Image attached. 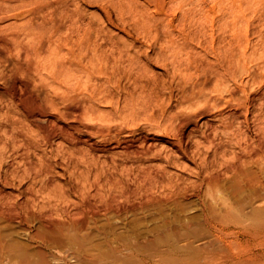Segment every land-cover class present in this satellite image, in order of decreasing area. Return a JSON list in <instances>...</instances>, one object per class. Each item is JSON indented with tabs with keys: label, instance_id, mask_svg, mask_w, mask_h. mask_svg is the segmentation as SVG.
Wrapping results in <instances>:
<instances>
[{
	"label": "bare ground",
	"instance_id": "1",
	"mask_svg": "<svg viewBox=\"0 0 264 264\" xmlns=\"http://www.w3.org/2000/svg\"><path fill=\"white\" fill-rule=\"evenodd\" d=\"M213 1L215 3L214 6H216V9H218L220 12V16L218 17L219 19L218 22H213L204 28H196V29L193 28V30L191 29V31L182 35L185 43H189L190 40L191 41L195 40V38H198L201 42L202 37L204 39L209 38L211 40L209 41L208 39V42L210 43V48L213 50L212 52L214 53L216 52L217 54V65L219 67L214 71L213 75H215L217 80L225 79V82H223L224 88L222 90H218V91L216 90L215 91L216 93L212 94L210 93V91L208 93L209 90L207 89L208 87L207 88L205 86L201 87L197 96H195L192 99V103H191V107L195 105L194 107H196V109L192 113L183 116L182 119L180 118L183 126H181L179 130H177L178 128L173 130V132L175 130L176 132L174 133L173 138H171L168 143L171 144V146L174 149H176V151H180L185 155L187 153V149L184 142L186 137L188 136L184 135L183 128L188 127V125H194V127L191 126L192 129L197 128L200 125L199 124L200 120L207 116H209V119L205 121V125L209 128H213L214 124L212 122L217 121V118L219 116L220 117L225 116L224 113L223 114L220 112L216 113L215 111L217 105L221 103L220 102L221 100H225L228 103H230V101L232 100H235L237 102L238 107L235 110L232 109L234 111H231L230 113L227 111L229 113L227 114L228 116H231L233 119L235 118V120L242 119V121L244 119L248 120L251 118V117L249 118V115H251L249 114L251 112V108L249 106L250 103L247 104L249 100L254 105L256 104L262 105L264 103V96L262 97L259 96L258 98H252L253 95L252 96L248 95L246 89L247 84L249 83V81H247L248 78L246 79L247 82L245 81V77H250L251 80H255L258 75L256 73V70L255 69L253 70V68H251L245 62V60L249 56L257 57L258 55L261 54L260 59L258 56L259 62L255 66H257V68L260 70L263 69L264 67V33H263L264 32L263 31L264 30V0H213ZM127 2H129V0ZM64 3L65 0H0V79L4 78L3 76H5L6 74H9V73L5 74L4 72L5 69L3 70L4 64L9 60L14 61V68L12 69V71L10 69V71L13 74L22 73L24 75V78L23 77L17 78L19 74L17 76L15 75L16 78H14V75L10 73V76L11 74L13 75V79L11 81L7 80L8 83L9 82L10 83L8 88H5L7 89L6 94L3 96L0 95V107H2V105L6 103V108L2 109V114L0 119V182L3 184L7 182L9 178V177L7 178V176H3L1 173L2 169L5 168L4 167L5 162H3V160H5L6 155H8L6 158L12 160L10 163H8L9 168L6 167L7 172H10L9 174L13 175V177L15 176L20 178V182L30 181L29 186L26 189V194L24 196V199L20 200L19 199L20 195L18 194L19 195L18 199L20 201H17L12 206L11 205L9 206L8 202H7L8 206L5 205L6 204L5 201L6 200L9 201L10 199L8 194L2 193L3 189H1L0 220L3 219L4 221L5 220L10 221L11 219L14 220L19 219L21 223L28 225L32 221L39 222L41 224V230L30 235L32 236L34 241L37 240L41 242V244H43L44 246H49L53 244L57 246H61L66 241L71 240V235H72L71 233L74 232L77 234L78 232H80L87 224L88 219L91 218L94 219L97 215H100L102 212L104 213L106 211L114 210L116 208H118V210L119 209L122 210V207L119 203L120 195L118 196L115 193V190H117V188H119L120 183H122L121 179L125 175V171H124L125 169L123 170L124 171L123 173L121 172L123 167L120 171V175L121 173L123 175L121 179L119 178V175L115 177V175L113 174L117 171L114 172L112 170L113 173L109 174L111 169L118 170L120 162L118 163L117 159L120 158L119 156L125 155L129 158L132 156L133 158L134 157L141 158L143 156L142 158L144 157L151 158V156H156L158 154V151L161 150V149L157 150L159 147L156 149V147L158 146V141L160 139L157 137V135L151 133L152 130H150L151 132H149L147 129V132L149 133L143 135L139 132V130L142 129V127L140 129V124H138L139 127H137L136 126L137 124L133 122L136 127H132L133 124L131 122L137 119L135 112L136 109L134 113L133 111L132 113H129L127 110H124V108L121 106L122 103L120 104L121 96L120 95L118 96L114 93V90L116 88V87L114 88L115 85H118V89H121L120 79L123 78L122 76L124 75L122 74L123 68L121 65L126 60H124L122 63L121 61L123 59L125 49H128L129 51L130 46L126 45L127 43H125V46H123L124 44H122V46L125 49L122 48L121 50L119 48V54L117 53L115 54L114 51L110 52L105 50L104 43L103 44L101 43L103 46L101 44H98L100 42L95 41L98 37L95 39L93 37L90 38V36L86 37L87 34L84 35L82 31H84L85 28H82V26L84 27V25H81V23L84 21L81 19L82 17L80 18V16L77 18L78 14L77 16H73L72 19H70L71 21L70 20L68 21L67 18L58 20L56 14H54V10L52 9H56L57 7L61 8L62 5H65ZM131 4H133V1ZM28 6H30V8ZM120 8H122L121 5ZM138 8L139 7L137 6V10ZM146 11L144 10L143 12L140 13L143 14ZM190 12L194 13L195 8L194 7L190 8L188 11H185V14H188ZM145 14H143V17ZM72 15L73 14L68 16L71 18ZM145 16H147V14ZM112 17L111 15L108 16L109 21L111 23H114ZM19 18H21V20L24 19L26 22L25 24L21 23V26L18 29H16L17 25L13 26L15 22L11 23V21L17 20ZM144 19L146 20L145 22H143L144 25H146L147 28L149 26V30L145 26L147 31L145 30L144 33L145 32L147 34L150 33L149 35L151 36V38H156L154 37V35L151 34L153 30L151 27L152 20L148 18V20L150 19V22H147L148 21L147 18L145 17ZM143 23L141 24V26L143 25ZM88 25L89 22L88 24L86 23V26ZM12 26L15 27V29ZM10 27H12L13 30H11ZM172 27L173 26H171V28ZM65 28L69 32L64 33ZM140 29L141 31L143 30L142 27ZM148 37L149 36H146V38ZM172 43L173 40L171 41L170 44ZM200 44L202 45V43ZM261 49L263 51L262 53H259ZM161 50H163V48ZM147 57L149 58V54L146 55L145 58ZM136 58L134 56V59H131L130 61V70H131L130 72H132L133 69L134 71H136L135 66L137 65L138 62ZM192 65H190V67ZM141 70L144 71L145 69H141ZM138 71L141 73L143 72L140 70ZM180 71L181 73L183 72L182 68ZM125 72H126V68H125ZM129 74L131 75L133 74V72L128 73L127 75L129 76ZM139 74L140 73H138L137 75ZM137 75L135 76L133 75V76L136 77ZM134 77L131 78L135 80L136 78ZM141 77L145 78L143 76H140L139 79H141ZM132 79L130 80V82H135L134 80L132 81ZM135 84L138 85L139 82L137 81V83ZM136 87H135L136 91L135 90L134 91L137 93L138 89H136ZM145 90L147 91L148 89L145 88ZM260 90L263 91L264 93V85L260 87ZM146 91L144 92V94L148 92ZM120 92L122 91H119V93ZM129 92L131 91L129 90ZM127 94L124 93V96ZM130 94L133 93L131 92ZM150 94H152V91ZM134 97L133 98L128 97V98H131L132 100L135 99ZM149 97L147 98L148 100ZM145 98L146 97H144V99ZM154 99L156 100V97H154ZM256 101H260V102H257L255 104ZM147 102L148 101L146 100V103ZM210 102H212V106H214V109H211V106H209ZM152 104L153 103L148 105H152ZM259 107L261 109L262 106ZM173 119L172 121L170 119V123L174 121ZM251 120L254 121L255 119H251ZM167 122L169 121L167 120ZM218 124L217 127L219 126ZM161 125H163V122ZM166 125H168V123ZM166 125H165L166 128L160 126L161 129H156V130H158L160 133L161 132L163 133L162 130L164 129L171 130L173 128L170 127L171 129H169V127L167 128ZM227 128H230V126H226V128L224 129ZM234 131L232 132L233 134H235ZM220 132L222 131L220 130ZM239 132H241V130ZM245 132L247 131L245 130ZM245 132L242 134L244 135ZM236 134L239 135V133ZM203 135L202 138L199 137L200 138V141L198 142L199 144L209 141V138ZM215 137H213V139ZM247 137H249V135ZM240 138H242L241 135ZM185 143L187 144V141ZM230 144L232 143L230 142ZM199 150L200 148L198 149V151ZM197 154L199 153L197 152ZM35 155L37 156L39 155V157H36L37 159L39 158L38 160H36L39 162H36L34 160L33 156ZM198 156L200 157L202 156V154L200 153V155ZM110 158L112 162L109 160ZM58 164H61L64 170H66L67 173L69 174V176L68 175L67 176L69 177L68 179L71 182V183L69 182L70 184L66 183L65 185L62 184L54 185L53 183L54 178L57 175V173L55 172V167ZM126 165L123 164V166L127 167ZM143 165L145 166L146 164ZM243 165H245V163ZM149 167L151 166H148V168ZM152 167L150 168V171ZM224 167H226V165H224ZM245 168H241L236 165L233 170V174H234L233 177L235 178L234 180L236 181V184L239 187L237 188L246 189V187L249 186V188L253 191L254 195H256L257 189L261 187L259 185H262L263 181H261V177L258 174L253 173V170L250 169L252 171L251 172L248 168L247 169ZM259 168L260 167H258V169ZM147 171L148 173L146 174L144 173L146 177L145 179H150V180L155 179V176L150 174L149 170ZM131 172H133V170H131ZM260 172L261 174H264V167L260 168ZM130 173L128 174L130 175ZM133 174H136V172H134ZM211 174L212 173H210V175ZM211 176H210L211 179L209 178L210 180H208L206 184L208 186H214L215 188L218 189L215 195L210 194V201L206 207L207 208L206 217L204 216L206 220V224L209 226L211 233L212 232L214 233V231H216L218 222L225 221L226 219H230L231 221L234 222L248 220L250 221V224H252L250 226L253 227L254 232L257 235H262V233H264V202H261L256 206L254 205V202H250L251 203L249 204L251 208L250 211H247L246 209L243 208L242 209L235 208L236 206L232 205L231 203L232 201L230 202L229 198H227L220 191L221 181L223 180H221V178L218 175L217 176L215 175L213 178ZM138 179H140V176ZM124 180L127 181L126 177ZM132 180L134 181V179L131 178V181ZM25 184L26 183H24V185ZM124 184L123 187L125 186ZM3 185L5 186V184ZM130 185L128 186L131 188ZM234 186L232 185V187ZM121 188L122 185L120 186V190ZM125 188L123 189L125 190ZM263 188L264 187H262V190H264ZM137 190L138 189L136 188V191ZM242 191L243 192L247 191V189L246 190L243 189ZM258 191H261V188H259ZM240 192H238L237 194H240ZM121 194L122 196L130 197L132 193L130 192V189L128 190L126 189ZM72 195L76 196L79 200H76V202L74 203L75 206L74 209L70 210L69 199L72 197ZM258 196H256L255 198L257 199ZM135 197L132 199L134 200ZM137 197H139V194ZM97 199L100 200L99 202L100 204H98ZM134 208H136V205ZM2 229L3 228L0 226V264H52L47 258L46 252L43 249H40V252L37 255L31 254L26 251H22V252L18 251L17 248L14 247L15 245L13 246V244H11V242L8 240L4 230ZM224 231L226 232V229ZM254 232H250L249 234L255 235ZM218 243L220 244V242ZM209 244H206L205 246H208V248H210L213 243L210 242ZM174 249H176V247ZM177 249L179 251L180 249H182V247Z\"/></svg>",
	"mask_w": 264,
	"mask_h": 264
},
{
	"label": "rangeland",
	"instance_id": "2",
	"mask_svg": "<svg viewBox=\"0 0 264 264\" xmlns=\"http://www.w3.org/2000/svg\"><path fill=\"white\" fill-rule=\"evenodd\" d=\"M127 1L65 0L64 4L66 6L62 5L61 8L57 7L56 9L52 10H54V14H56L58 20L67 18V20L69 21L70 19H72L73 16H77L78 14L77 18L80 16V18L82 17L81 19L84 21L81 23V25H84V27L82 26V28H85V30L83 29L84 31H82L84 35L87 34L86 37L90 36V38L93 37L95 39L98 37L96 40H92L100 42L98 44L104 43V49L107 51H114L115 54H119V48L121 50L122 48L125 49L123 47L125 46V43H127L126 45L130 46L129 51L128 49H125L123 59L121 61L122 63L124 60H126L121 65L123 68L122 74H124L122 76L123 78L120 79L121 89H118V85H115L114 88H116L114 90V93L118 96H121L120 104L122 103L121 106L124 108V110H127L129 113H132L133 111L134 113L136 109L135 112L137 119L131 122L133 124L132 127H139L138 124H140V129L142 127V131L139 130V132L143 135L151 132L150 130H152L151 133L157 135V137L160 139L158 141V146L156 147V149L159 147L157 150L161 149L160 151L162 152L158 151V154L156 153V156H151V158L153 157L152 160L151 158H142L143 156L141 158H133V156L129 158L125 155L119 156L120 158L117 157V162H120V170L119 168L118 170L111 169L109 174L113 173V171H117L113 174L115 175V177L119 175V178L121 179V177L123 176L122 173L125 171V175L123 178L125 179L126 177L127 181L122 178L123 180L121 179L122 183H120L119 188H117L118 186L115 187L117 188V190H115V193L118 196H121H119V203L122 207V210H118V208H116L114 210H109L104 213L102 212L100 215H97L94 219H88L87 224L84 226V228L77 234L74 232L71 233V240L66 241L61 246H57L55 244L44 246L43 244H41V242L37 240L34 241L30 234H34L35 232L41 230V224L37 221H32L28 225L21 223L19 219H11L12 221H4L2 219L0 220V226L3 228L2 230H4L8 240L11 242V244H13V246L15 245L14 247L17 248L18 251H26L31 254L37 255L40 252V249H43L46 252L47 258L52 264H248L250 262V264H264V233H262V235H257L254 232L253 227L250 226L252 225L250 224V221L245 220L234 222L230 219H226L225 221L218 222L216 229L217 232L214 231V233H211V230L209 229V226L206 224L205 220L207 213L206 207L210 201V194L215 195L218 190L214 186H208L206 184L207 181L211 179V175L212 178L215 175H218L221 180H223L221 181L220 191L227 198H229L230 202L232 201L231 203L233 206H236L235 208H243L247 211H250V202H254L255 206L260 204L261 202H264V190H262V187H264V174H261L260 172V168L264 167V103L262 105L258 104L259 106H262L260 109V107L256 104L260 101H256V105H254L249 100L247 104L250 103L249 106L251 108V112L249 114L251 115H249V118H251L248 120L244 119L242 121V119L235 120V118L233 119L231 116H228L231 111H234L238 107L237 102L235 100H232L233 102L230 101V103H228L225 100H221V103L219 102L220 104L217 105L215 111L216 113H224L225 116H219L217 118V121H213V128H209L205 125V121L209 119V116L201 119L199 122L200 125L197 128L192 129L194 125H188V127L183 128L184 135L188 136L185 139V142L187 141V144L184 142L187 149L186 155L181 153L180 151H176V149H174L171 144L168 143L169 140L173 138L174 133L176 132V130L174 132L173 130L176 128H178L177 130H179V128L183 126V124L181 123V119L183 118V116L192 113L196 109V107H194L195 105L191 107V103L192 99L197 96L201 87H208V93L210 91V93L212 94H215L216 90L218 91L224 88L223 82H225V79L217 80L215 75H213L214 71L219 67L217 65V54L216 52H212L213 50L210 48V43L208 42L209 38L204 39L202 37L201 42L198 38H195V40H190L189 43H185L183 39V35L191 31V29L193 30V28H204L213 22H218V17L220 16L219 10L216 9V6H214L215 3L213 0H146L147 2L145 0H132L133 4H131V0H129V2L131 3ZM120 5L123 9L120 8ZM137 6L139 7L138 10ZM28 7L30 8V6ZM192 7L195 8V12L185 14V11H188ZM144 10L147 11L143 14L146 13L149 17L145 16L146 14L143 17V14L140 13ZM71 14L73 15L70 18L68 15ZM109 15H111V17L113 16L112 18L114 23H111L109 21ZM145 17L147 18V20L148 18L152 20L153 25L151 24V27L153 30L151 34L154 35V37L156 38H151V36L149 35L150 33L147 34L145 32L147 35L144 33L145 30H149V26L147 28V26L143 23L146 21L144 19ZM150 19L147 22H150ZM17 20L11 21V23L15 22L13 26L17 25L16 29L21 26V23L25 24L26 22L24 19L21 20V18ZM87 21L91 26H86V23L88 24ZM141 22L143 23L142 26ZM138 25L142 27V31L140 29L141 27ZM145 26L147 29L145 28ZM171 26L173 27L171 28ZM12 27H10L11 30H13V28L15 29V27ZM65 32L67 33L69 31L65 28L64 33ZM155 33L157 34V36ZM144 35L149 37L146 38V36ZM172 40L173 43L170 44ZM209 41L211 40L209 39ZM200 43H202V45ZM122 44L124 45L122 46ZM105 46L110 47H107L106 49ZM162 48L163 50H161ZM262 51L263 50L261 49L259 53H262ZM148 54L149 58H145ZM125 55L128 57H126ZM134 56L135 58L137 57L136 59L138 60L137 65L135 66L136 71H134L133 69V74H129L128 76V73H132L130 72V61L131 59H134ZM258 56L260 59L261 54ZM258 56H249L245 60V62L251 68H253V70L255 69L256 73L258 74L255 80H251L250 77H245V81L247 78V81H249L246 87L247 93L249 96L253 95L252 98L264 96L263 91L260 90V87L264 85V67L260 70L257 68V66H255L259 62ZM190 58L193 61H191ZM163 59H166L167 61L165 60L164 62ZM189 64L193 65L190 67ZM13 68V60H9L3 66V70L5 69V74H9H6L5 76H3L4 78L0 79V95L2 96L6 94L7 89L5 88H8L10 83H8V81H11L13 79V75L14 78H16L18 74L20 77L18 76L17 78H24V75L22 73L13 74L11 72ZM181 68L183 70L182 73L180 71ZM137 69L140 71H143L141 69H145L142 72L144 74L139 72ZM209 70L213 72H210ZM137 72L140 73V76H143L145 78L141 77V79H139L140 76L137 75ZM145 72H147L148 74ZM10 73H12L13 75L11 74L10 76ZM133 75L137 76L134 77ZM6 76H8L10 80ZM130 76L136 79L134 80ZM130 78L132 79V81L134 80L135 82H130ZM137 81L140 85L135 84L137 83ZM133 85L135 87L137 85V93L135 92L136 90ZM143 87L148 89V92ZM125 88L127 89V91ZM151 89H153L154 91ZM129 90L133 94H130L131 92H129ZM119 91H122L120 92L121 94L119 93ZM145 91L147 92L146 94H144ZM151 91L152 94H150ZM123 92L125 94L128 93V96H124ZM124 97L126 98V101ZM128 97H134L135 99L131 100V98ZM144 97H146L145 99L148 101L147 103ZM148 97L149 100L147 99ZM154 97H156V100L154 99ZM151 103L153 104L148 105ZM3 105L2 107H0V119L2 109L6 108V103ZM209 106H211V109H214V106H212V102L209 103ZM170 119L171 121L172 119L174 120L173 122H171L172 124L170 123ZM251 119L255 120L253 121ZM167 120L169 122H167ZM165 121L168 123V125H166L167 123ZM258 121L260 122V124ZM133 122H135V124L137 125L135 126ZM162 122L163 125L166 123L165 125L167 126V128H173L171 130L163 128V133H160L156 129H161V127H165V125H161ZM173 123L176 125H174ZM244 123L247 125H245ZM217 124L219 125L218 127ZM226 126H230L231 129H224L226 128ZM147 129L149 132H147ZM154 129L156 132L158 131L159 133H156ZM220 130L224 132L222 133L220 132ZM230 130L237 131H234L235 134H233V131L231 132ZM240 130L241 132H239ZM245 130L247 132H245ZM226 131L228 134L226 133ZM243 131L245 132L244 135L242 134L244 133ZM194 132L196 135L194 134ZM236 133H239V135ZM202 135L208 137L209 141L199 144L198 142L200 141V138H202ZM236 135H238L239 137ZM240 135L242 138H240ZM248 135L249 137H247ZM213 137H215V140L213 139ZM230 142L232 144H230ZM199 148L201 151H198ZM197 152L199 154H197ZM200 153L202 154V156L199 157L198 155H200ZM7 156L8 155H6V157ZM6 157V161L3 160V162H5V168L2 169L1 173L3 176H7V178L9 177V181L7 180V182L3 183L5 184V186L0 182V191L1 189H3L2 193H6L9 196L10 200H6L5 205H7L8 202L9 206H12L17 201L24 199L26 189L28 188L30 181L23 182L21 180L22 182H20V178L15 176L13 177V175L9 174L10 172H7V168H9L8 163H10L12 160ZM36 157H39V155L33 156L35 161L39 159H37ZM109 160L111 161V158ZM243 160L246 162H244ZM244 163L245 165H243ZM123 164H125L127 167L123 166ZM143 164H146V167ZM58 165H56L55 167V172L57 173V175L54 178L53 183L54 185H65L66 183L70 182V180L68 179L69 174L66 170H64L61 164ZM147 165L151 167L153 166L151 171V167L148 168ZM224 165H226V167H224ZM236 165L241 168L246 167L245 169H251L253 170V173L258 174L261 177V181H263V184L259 185L261 186L259 187L261 188V191H258V188L257 194L254 195L253 191L249 188V186L246 187L247 191L244 192L242 190H246L245 188L238 189L239 187L236 184V181L234 180L235 178L233 177V170ZM258 167L260 168L258 169ZM146 169L149 170L150 174L155 176V179H145V174L148 173ZM131 170H133V172H131ZM120 171L122 172L121 175ZM127 172H131L132 175L131 173L129 175ZM134 172H136V174H133ZM210 173L212 174L210 175ZM139 176L140 179H138ZM131 178L134 179V181H131ZM144 182H146L148 186ZM24 183L26 184L24 185ZM123 184L125 185L124 187ZM121 185L122 188L120 190ZM128 185H130L131 188ZM232 185L236 186L232 187ZM208 187L211 188L209 189ZM123 188H125V190L130 189V192L136 197L132 194L130 195V197L122 196L121 193L125 191ZM136 188L140 190L136 191ZM20 191L22 192V194ZM238 192H240V194H237ZM137 193L139 194V197H137ZM11 194L15 197H13ZM18 194L20 195V198ZM256 196H258L257 199L255 198ZM134 197L135 199L133 200L132 198ZM76 200L79 199L73 195L69 199L70 210L74 209V203L76 202ZM97 200L98 204H100V200ZM246 204L249 206H247ZM135 205L136 208H134ZM225 229L226 232L224 231ZM250 232H254L255 235L249 234ZM219 239H221L222 241ZM210 242L213 243L211 247L209 246L210 248H208V246H205ZM218 242H220V244ZM175 247L176 249H174ZM180 247H182V249L178 251L177 248Z\"/></svg>",
	"mask_w": 264,
	"mask_h": 264
}]
</instances>
